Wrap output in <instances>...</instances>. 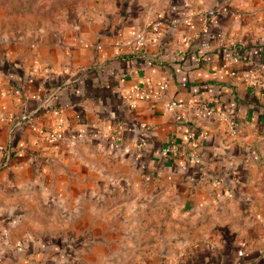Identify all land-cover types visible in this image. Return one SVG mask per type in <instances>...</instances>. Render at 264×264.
Listing matches in <instances>:
<instances>
[{"label": "crops", "instance_id": "obj_1", "mask_svg": "<svg viewBox=\"0 0 264 264\" xmlns=\"http://www.w3.org/2000/svg\"><path fill=\"white\" fill-rule=\"evenodd\" d=\"M32 1L0 0V264H264V0Z\"/></svg>", "mask_w": 264, "mask_h": 264}, {"label": "built area", "instance_id": "obj_2", "mask_svg": "<svg viewBox=\"0 0 264 264\" xmlns=\"http://www.w3.org/2000/svg\"><path fill=\"white\" fill-rule=\"evenodd\" d=\"M223 13V8H209L207 10L204 11V14L207 18H209L210 20H212L213 22H217L218 21V18L220 17V15ZM155 25L156 27H158L160 25V22L159 21H156L155 22ZM144 42H143V38L142 37H138L136 40H135V46L138 48L140 47L141 45H143ZM162 87L164 85H161ZM16 92L18 93H21V88H17L16 89ZM145 92L144 90L142 91V93ZM170 105L174 106V105H177V106H181V103H176V102H171ZM59 135V131L58 130H53L51 132V136L52 137H57ZM164 152H168V153H174L175 152V149L170 147V146H165L163 148ZM190 156L195 159L196 161H201L200 157L197 156V153H195L194 151H190ZM243 251H240V254H242Z\"/></svg>", "mask_w": 264, "mask_h": 264}, {"label": "rangeland", "instance_id": "obj_3", "mask_svg": "<svg viewBox=\"0 0 264 264\" xmlns=\"http://www.w3.org/2000/svg\"><path fill=\"white\" fill-rule=\"evenodd\" d=\"M40 0H34V4L32 1V4L35 6L36 3H39ZM46 2H50L52 0H45ZM54 3H57V5H54L55 7H52L54 9H61L62 7H66L67 5H69L71 7L72 4L75 5V7H78L79 9H83L87 4H91L92 0H53ZM16 2H19V0H16ZM170 251V250H169ZM161 254L163 256H167L164 255L162 252Z\"/></svg>", "mask_w": 264, "mask_h": 264}, {"label": "trees", "instance_id": "obj_4", "mask_svg": "<svg viewBox=\"0 0 264 264\" xmlns=\"http://www.w3.org/2000/svg\"><path fill=\"white\" fill-rule=\"evenodd\" d=\"M211 8H217V7H211ZM219 19V18H218ZM243 57H245L246 59H248V56L246 54L243 55ZM258 67L260 68H264V57H259L258 58ZM13 145V144H12Z\"/></svg>", "mask_w": 264, "mask_h": 264}, {"label": "water", "instance_id": "obj_5", "mask_svg": "<svg viewBox=\"0 0 264 264\" xmlns=\"http://www.w3.org/2000/svg\"><path fill=\"white\" fill-rule=\"evenodd\" d=\"M169 244H166L165 242H164V247H163V249L161 250V252L164 254V255H169L170 254V251H169V246H168Z\"/></svg>", "mask_w": 264, "mask_h": 264}]
</instances>
